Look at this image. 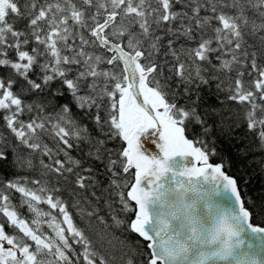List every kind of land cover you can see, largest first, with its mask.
Wrapping results in <instances>:
<instances>
[{"label":"snow or ice","instance_id":"1","mask_svg":"<svg viewBox=\"0 0 264 264\" xmlns=\"http://www.w3.org/2000/svg\"><path fill=\"white\" fill-rule=\"evenodd\" d=\"M264 0H0V264H264Z\"/></svg>","mask_w":264,"mask_h":264},{"label":"trees","instance_id":"2","mask_svg":"<svg viewBox=\"0 0 264 264\" xmlns=\"http://www.w3.org/2000/svg\"><path fill=\"white\" fill-rule=\"evenodd\" d=\"M262 182H264V180H262L259 176V169H256V179L254 180L253 184L250 185V188L253 190V192L260 188Z\"/></svg>","mask_w":264,"mask_h":264}]
</instances>
